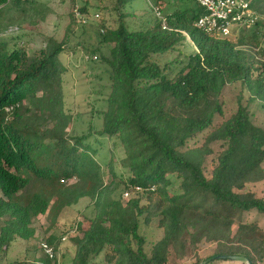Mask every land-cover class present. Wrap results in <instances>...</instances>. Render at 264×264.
Returning <instances> with one entry per match:
<instances>
[{
  "label": "trees",
  "instance_id": "16d2710c",
  "mask_svg": "<svg viewBox=\"0 0 264 264\" xmlns=\"http://www.w3.org/2000/svg\"><path fill=\"white\" fill-rule=\"evenodd\" d=\"M17 1L0 0V6ZM135 1L114 0L109 12L116 26L104 19L97 26L99 46L91 54L99 55L111 84L101 130L70 132L61 61L66 41L50 38L32 56L0 43V264L17 240L35 236L37 218L48 216L55 229L81 201H89L92 217H80L59 237L50 228L43 240L58 249L71 237L72 264H93L102 254L104 264H171L172 256L201 264L224 255L264 263V230L248 220L252 212L264 216V186L262 197L249 187L264 184V128L249 108L264 109V48L257 61L240 48L250 44L243 37L234 43L197 28L203 10L196 0L181 7L172 0L171 11L160 9L162 19L146 9L140 20L126 8L133 10ZM252 3L264 15V0ZM80 13L88 14L87 7ZM130 20L139 23L130 29ZM251 31L264 44L263 27ZM186 35L197 50L183 52L185 60L164 61L188 45ZM236 84L248 93V104L239 95L225 119L222 96ZM95 136L115 141L124 153L122 173L114 160L105 165L109 182L90 143ZM173 176L180 181L177 193L170 190ZM154 223L163 234L147 251L140 230ZM205 245L212 249L207 259L200 256ZM42 258L38 263L52 264Z\"/></svg>",
  "mask_w": 264,
  "mask_h": 264
},
{
  "label": "rangeland",
  "instance_id": "374dc122",
  "mask_svg": "<svg viewBox=\"0 0 264 264\" xmlns=\"http://www.w3.org/2000/svg\"><path fill=\"white\" fill-rule=\"evenodd\" d=\"M183 2L190 5L191 2L186 0H178V6ZM114 0H19L14 5L0 6V43H5L9 49H25L29 56L34 52L45 47L46 42L53 38L58 42L66 41V52L62 54L61 61L66 67L64 75V94L66 111L71 119L70 132L73 135H82L92 128L93 132L101 130L103 122L101 112L107 109V98L110 93V80L108 73L103 65L99 63V58L93 60V56L99 57L98 54L92 55L91 50H95L99 46V28L98 23L104 19L108 22L109 27L116 26V19L109 12L113 6ZM87 7L88 14L83 15L80 10ZM127 5V11L133 12ZM137 8V19H141L143 12L149 9L153 15V10L149 7L145 0H137L132 4ZM156 6L162 10L167 6L168 10H172L175 5L174 1L158 0ZM259 8L257 4L255 7ZM181 7V6H180ZM163 13H161V18ZM136 19V20H137ZM131 21L129 24L132 29L136 23ZM139 20L136 21L139 23ZM12 27V32H5L8 27ZM17 28L18 30H16ZM9 30V29H7ZM244 31V32H243ZM243 32V33H242ZM246 39L250 44L245 43L240 48L254 56L257 61H261L259 55L261 48H264L262 38L254 40L252 38L251 29L243 28L234 30L229 40L237 43L240 38ZM188 45L181 47V52H171L163 60H185L187 55L196 51V46L188 39ZM257 41V42H256ZM258 43L259 46H256ZM261 43V44H260ZM104 53L106 48L102 49ZM187 55H183L182 53ZM89 57V59H87ZM162 61V60H161ZM242 97V103L247 105L248 93L243 91L240 84L227 86L224 90L222 100L225 104V119H228L238 107V96ZM250 112L254 123L264 128V109L258 103L249 105ZM218 122H220L218 120ZM205 135L199 136L197 144L203 143ZM90 143L93 148L99 150L97 159L100 161L105 180L110 181L109 169L105 166L114 160L116 172L122 173L125 168L123 150L116 145L115 141L102 137H92ZM194 146V142L190 143ZM221 144H214L213 149L217 154L221 150ZM113 158V159H112ZM213 157L207 160V166L211 169ZM264 167V165H263ZM172 193H177L180 188V181L174 176L171 177ZM263 182L250 185V189L257 196H263ZM122 201L125 203L122 199ZM89 201H81L78 205L67 209L59 220L57 227L54 229L50 225L48 216L37 218L33 224L36 234L30 240H17L9 249L6 261L3 264H15L19 261H26L28 264H37L42 261L40 253V244L47 237L50 228L58 237L63 234L65 229L74 228L75 223L80 217H92V206L87 207ZM250 222H257L264 230V216L255 212L248 214ZM141 234L145 236L147 244L146 250L150 251L152 245L162 238L163 232L156 227V223L152 226H142ZM64 242L58 251V261L56 264H72L75 257V249L69 243V239ZM213 248V247H212ZM212 255L210 246H203L200 251L202 258H209ZM205 260L201 264H211L212 260ZM207 262V263H205ZM171 264H193L191 259L177 261L173 256L170 260ZM93 264H104V254L100 255ZM217 264V263H216ZM218 264H241L237 262H224ZM264 264V263H263Z\"/></svg>",
  "mask_w": 264,
  "mask_h": 264
},
{
  "label": "built area",
  "instance_id": "2783aa9c",
  "mask_svg": "<svg viewBox=\"0 0 264 264\" xmlns=\"http://www.w3.org/2000/svg\"><path fill=\"white\" fill-rule=\"evenodd\" d=\"M153 10L155 16L161 18V12L156 6L158 0H145ZM203 10V15L196 22V27L207 34L218 37H229L234 30L253 29L261 25L264 30V15L252 3V0H196ZM18 30L17 28H15ZM12 27L6 32H12ZM187 36V35H186ZM188 37V36H187ZM189 39V37H188ZM89 59V57H87ZM97 60V56H93ZM129 198V193L124 194V199ZM66 242V238L62 239ZM41 257H47L52 264L59 258L58 251L46 242L40 244ZM40 264V263H37Z\"/></svg>",
  "mask_w": 264,
  "mask_h": 264
},
{
  "label": "water",
  "instance_id": "95a60500",
  "mask_svg": "<svg viewBox=\"0 0 264 264\" xmlns=\"http://www.w3.org/2000/svg\"><path fill=\"white\" fill-rule=\"evenodd\" d=\"M212 260L231 261V262H237V263H241V264H253V262L245 256L224 255V256H218V257H215L213 259H210L207 262L212 261ZM207 262H205V263H207Z\"/></svg>",
  "mask_w": 264,
  "mask_h": 264
},
{
  "label": "crops",
  "instance_id": "0c3cea01",
  "mask_svg": "<svg viewBox=\"0 0 264 264\" xmlns=\"http://www.w3.org/2000/svg\"><path fill=\"white\" fill-rule=\"evenodd\" d=\"M175 2V1H174ZM176 4V3H175ZM133 11H138V9L137 8H135V7H133ZM19 241V240H18ZM15 243H17V242H15ZM6 261V260H5ZM4 261V262H5Z\"/></svg>",
  "mask_w": 264,
  "mask_h": 264
}]
</instances>
